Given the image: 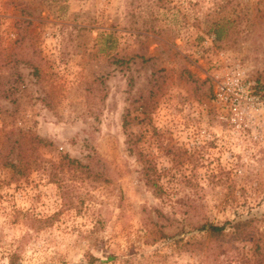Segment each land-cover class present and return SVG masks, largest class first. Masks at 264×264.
<instances>
[{
    "label": "rangeland",
    "instance_id": "obj_1",
    "mask_svg": "<svg viewBox=\"0 0 264 264\" xmlns=\"http://www.w3.org/2000/svg\"><path fill=\"white\" fill-rule=\"evenodd\" d=\"M237 77L254 102L234 115L218 92ZM20 134L90 178L67 208L45 171L0 166V264H212L195 228L247 220L217 264H256L264 0H0V149Z\"/></svg>",
    "mask_w": 264,
    "mask_h": 264
},
{
    "label": "trees",
    "instance_id": "obj_2",
    "mask_svg": "<svg viewBox=\"0 0 264 264\" xmlns=\"http://www.w3.org/2000/svg\"><path fill=\"white\" fill-rule=\"evenodd\" d=\"M127 125L125 121L124 127ZM51 144L46 140L34 134H20L14 144L9 147L8 145L0 149V166L12 170L13 177H20L26 173L33 171H45L48 174L49 180L58 185L62 191V198L64 206L67 208H76V200L72 190L76 187V183H81L82 186L86 180L90 178L89 168L82 165L79 161L70 158L67 155H59L56 158L45 159L39 155L41 147H47ZM15 154V157L11 155ZM68 174V178L66 177ZM146 185L151 187L157 197L161 198L163 189L153 181L150 172H146ZM54 217L45 219L42 222L50 224L54 221ZM233 232H226L225 226H217L214 224H204L196 227L195 231L204 233L207 242H195L194 245L202 246L205 251V256L208 262L217 264L219 255L222 251L226 250V246L231 240L239 239L240 237L250 238L253 221H241L233 225ZM254 234V231H253ZM253 238V256L256 257V264H264V239L258 234H254ZM230 240V241H229ZM187 245H191L187 243ZM17 255L10 258V264H15Z\"/></svg>",
    "mask_w": 264,
    "mask_h": 264
},
{
    "label": "built area",
    "instance_id": "obj_3",
    "mask_svg": "<svg viewBox=\"0 0 264 264\" xmlns=\"http://www.w3.org/2000/svg\"><path fill=\"white\" fill-rule=\"evenodd\" d=\"M249 89L243 78H228L219 88L218 100L222 106L227 107L234 115H238L245 102L248 100L254 102V99L250 100L248 97Z\"/></svg>",
    "mask_w": 264,
    "mask_h": 264
}]
</instances>
